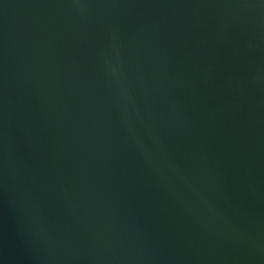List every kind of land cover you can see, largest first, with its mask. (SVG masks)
<instances>
[{
    "label": "water",
    "instance_id": "95a60500",
    "mask_svg": "<svg viewBox=\"0 0 264 264\" xmlns=\"http://www.w3.org/2000/svg\"><path fill=\"white\" fill-rule=\"evenodd\" d=\"M0 264H264V0H0Z\"/></svg>",
    "mask_w": 264,
    "mask_h": 264
}]
</instances>
